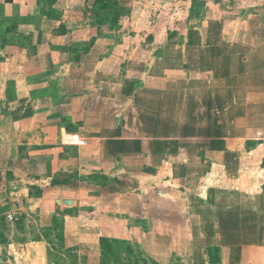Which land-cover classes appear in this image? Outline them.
Wrapping results in <instances>:
<instances>
[{"label": "crops", "instance_id": "0c3cea01", "mask_svg": "<svg viewBox=\"0 0 264 264\" xmlns=\"http://www.w3.org/2000/svg\"><path fill=\"white\" fill-rule=\"evenodd\" d=\"M26 1L0 0L7 261L24 248L39 255L42 233L60 222L85 240L82 214L93 222L112 202L119 215H148L165 230L181 224L188 254L194 245L227 264H264V24L228 37L207 11L161 54L129 40L108 52L99 40L70 41L72 23L61 17L29 24L40 9ZM195 111L208 119L185 122ZM169 132L173 148L159 146ZM177 190L187 193L184 211L171 203Z\"/></svg>", "mask_w": 264, "mask_h": 264}, {"label": "rangeland", "instance_id": "374dc122", "mask_svg": "<svg viewBox=\"0 0 264 264\" xmlns=\"http://www.w3.org/2000/svg\"><path fill=\"white\" fill-rule=\"evenodd\" d=\"M28 1L33 9H40L36 17L28 18L29 24L39 25L44 18H51L50 23L54 24L61 17L65 22L72 23L67 36L70 41L90 39L91 43H94L99 40L108 45V52L122 41L129 40L133 41L134 45L140 44L143 49L150 46L153 56L161 54L166 41L181 42L185 39L188 29L204 23L207 11L212 17L219 18L226 24L225 34L228 37L235 38L236 30L241 29L239 26L247 22L255 26L264 24V0H109L112 7L108 9L99 8V0H27L26 3ZM20 7V3L15 4V8ZM43 16L45 17L42 18ZM14 31L12 38L18 36L17 31ZM157 41L158 43H155ZM160 88L164 89L158 86V89ZM161 90L157 92L158 97ZM173 109L176 110L175 107ZM177 116L171 120L173 124L178 121ZM193 116L195 117L189 118L186 112L185 122L208 119L207 114L199 111H195ZM159 123L161 122L157 124ZM159 134L158 130L157 138ZM156 142L159 146H174L170 132L165 143L157 139ZM183 193L178 190L173 192L171 203L174 202L177 211H180V208L184 211V207L178 205L179 200H185ZM108 209V214L98 211L93 222L88 220L87 213L82 214V225L78 227L89 233L85 240L79 239L69 231L67 233L63 222L59 221L60 223L42 233L44 247L39 248V255L35 248H24L21 255L9 256V259L15 258L12 263L7 261L6 250L0 249V264H154L149 254L135 242L141 230H150L153 225L151 218L143 214H140L142 217H139V214L119 215L114 211L112 202ZM174 220L181 218L174 217ZM156 225L159 230L165 231L162 223L154 224L153 227ZM91 228H94L95 232L91 231ZM170 228L174 240H170L171 244L167 247L171 252L168 264H227L224 257L218 253L205 252L196 249L194 245L192 253L188 254L181 245L185 238L181 224H173ZM24 233L23 240H26ZM35 234L30 231L28 237H35ZM13 238L15 239V236Z\"/></svg>", "mask_w": 264, "mask_h": 264}, {"label": "trees", "instance_id": "16d2710c", "mask_svg": "<svg viewBox=\"0 0 264 264\" xmlns=\"http://www.w3.org/2000/svg\"><path fill=\"white\" fill-rule=\"evenodd\" d=\"M98 7L108 9L112 7V2L109 0H99ZM252 27L255 28L256 26L252 25ZM91 44H93V42ZM141 197H143V195ZM171 234L169 230L163 231L154 227L151 233L141 230L135 242L141 246L143 251L149 254L154 264H168L170 260L169 254L171 252L168 251L167 247L171 244L170 240H174ZM182 243L181 245L190 253V247L186 245V239L182 240Z\"/></svg>", "mask_w": 264, "mask_h": 264}, {"label": "water", "instance_id": "95a60500", "mask_svg": "<svg viewBox=\"0 0 264 264\" xmlns=\"http://www.w3.org/2000/svg\"><path fill=\"white\" fill-rule=\"evenodd\" d=\"M62 202L64 204H66V205H72L73 204V201L72 200H63Z\"/></svg>", "mask_w": 264, "mask_h": 264}, {"label": "built area", "instance_id": "2783aa9c", "mask_svg": "<svg viewBox=\"0 0 264 264\" xmlns=\"http://www.w3.org/2000/svg\"><path fill=\"white\" fill-rule=\"evenodd\" d=\"M8 220L13 221L14 220V215L13 214H8Z\"/></svg>", "mask_w": 264, "mask_h": 264}]
</instances>
